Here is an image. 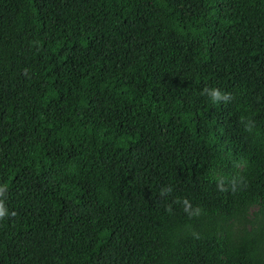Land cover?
I'll use <instances>...</instances> for the list:
<instances>
[{"label":"trees","instance_id":"trees-1","mask_svg":"<svg viewBox=\"0 0 264 264\" xmlns=\"http://www.w3.org/2000/svg\"><path fill=\"white\" fill-rule=\"evenodd\" d=\"M0 185V264H264V0H0Z\"/></svg>","mask_w":264,"mask_h":264},{"label":"clouds","instance_id":"clouds-1","mask_svg":"<svg viewBox=\"0 0 264 264\" xmlns=\"http://www.w3.org/2000/svg\"><path fill=\"white\" fill-rule=\"evenodd\" d=\"M205 93L213 100V101H217V100H227L228 99V94L227 93H221L217 88H210V89H205ZM218 187H221L218 184ZM5 190V186L0 185V193H2ZM221 190L222 187H221ZM167 191V189L165 190ZM7 208L4 206L3 202L0 201V217L4 216L7 214Z\"/></svg>","mask_w":264,"mask_h":264}]
</instances>
